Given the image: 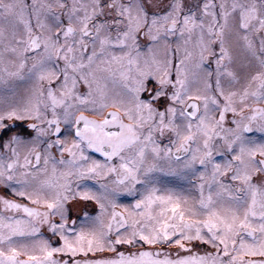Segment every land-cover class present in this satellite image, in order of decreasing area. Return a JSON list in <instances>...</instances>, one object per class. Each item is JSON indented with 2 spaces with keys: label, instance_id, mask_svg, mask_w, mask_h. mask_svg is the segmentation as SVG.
<instances>
[{
  "label": "snow or ice",
  "instance_id": "snow-or-ice-1",
  "mask_svg": "<svg viewBox=\"0 0 264 264\" xmlns=\"http://www.w3.org/2000/svg\"><path fill=\"white\" fill-rule=\"evenodd\" d=\"M0 264H264V0H0Z\"/></svg>",
  "mask_w": 264,
  "mask_h": 264
}]
</instances>
